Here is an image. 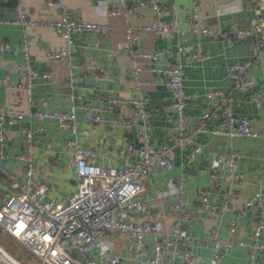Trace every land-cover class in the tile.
<instances>
[{"label":"built area","instance_id":"obj_1","mask_svg":"<svg viewBox=\"0 0 264 264\" xmlns=\"http://www.w3.org/2000/svg\"><path fill=\"white\" fill-rule=\"evenodd\" d=\"M48 5L58 8V15L49 20L54 30L60 35L61 43L56 47L45 48L48 58L64 61L66 66V83L75 87L79 76L76 67L87 70L94 79H110L108 65L97 61L86 53L84 60L77 63L71 57L73 32L82 30H98L103 23L75 17L70 14L64 0H45ZM117 5H107L102 9L105 14H122L124 18V40L119 45L129 59V75L132 81L134 95L109 96L101 103H87L80 92L73 94V102L66 109L37 108L33 114L38 119L54 118L61 129L67 130L66 145L70 154L66 162L75 167L76 188L65 199H57L49 193V180L39 176L31 154V137L35 130L43 127L37 123L34 127L24 130L25 147L18 152L22 163L20 171L10 170L4 165V145L6 135L4 122L6 118L20 119L23 110L15 105L0 102V228L11 237L22 243L32 257L31 264H104L102 259L114 263L117 258L109 253V245L104 241L106 231H123L127 234L126 248L129 259L140 264H200L201 258L195 249L198 234H191L185 222L195 216V209L186 203L184 185L185 176L179 175L174 181H169L166 189L161 192H171L175 195L167 203V209L173 218L168 230L162 228L159 220L148 215V200L142 196L144 179L154 166L170 170L173 166V146L187 148L186 157L192 160L203 151V146L194 139V131L201 129L203 119L217 115V109L222 115L220 127L215 131L228 135L243 134L264 136V125L254 127L248 117L236 115L228 102L232 98L230 91L220 88L207 89L204 93L210 106L204 109L192 126L184 110L189 94L183 85L184 71L181 62L160 63L158 59L164 49L141 48V32L161 34L165 31L179 30L174 4L171 3L172 14L169 18H148L140 25H134L126 19L128 11H138L144 7L152 10L160 9L159 0H117ZM257 4L261 0H254ZM1 8V4H0ZM189 29L194 34H206L212 37H227L229 35L247 36L251 39V50L254 60L264 75V17L257 14L249 25H232L222 28L217 25L204 24L200 14L199 0H191L185 10ZM38 20L29 16L23 0H16L13 13L0 15V24L31 25ZM177 51L184 53L191 44H175ZM19 51L22 58L11 60L1 74L0 83L11 85L25 91L29 102L33 103L32 81L39 75L30 59V44L24 34L20 44L12 45L6 38L0 37V50ZM198 57L206 58L208 51L197 47ZM137 56L148 60V68L160 73L170 91V108L173 117L170 142L154 143L149 135L146 110V94L142 84L146 79L140 75L144 66L138 62ZM249 60L233 61L228 66L233 85L241 91H252V97L257 105L264 101V92L255 89V78L247 74ZM15 74V76H12ZM46 75L47 72L41 73ZM42 105L46 104L41 99ZM129 107V113L121 108L115 114L111 112L115 106ZM78 108L84 109V117L94 124H108L128 127L135 123L138 145L128 143L126 149L135 148L138 157L134 161H124L119 165L102 164L94 157L96 149L82 144L77 136ZM133 115L135 119L130 117ZM241 156L239 149L231 147L228 151L215 152L209 164L208 173L211 189L217 191L225 176L233 177L237 169V161ZM3 175V177H1ZM264 178L258 175L254 189L248 195H242L231 184L226 185L219 201H212L209 193L201 189L198 200L206 205L211 213H224L236 206L250 210L251 232L248 237L232 236L236 229L234 217L226 218L227 233L221 235L217 222L209 227L207 237L211 240L210 264H223L222 256L231 246L242 245L247 250L246 264H263L260 249L264 241L259 239L264 230ZM240 203L236 204L235 200ZM130 213H140L138 219H132ZM152 236L146 244V236ZM95 252V253H94ZM94 253V254H93ZM9 254V253H7ZM15 264H24L13 257ZM0 264H11L0 256Z\"/></svg>","mask_w":264,"mask_h":264},{"label":"crops","instance_id":"obj_2","mask_svg":"<svg viewBox=\"0 0 264 264\" xmlns=\"http://www.w3.org/2000/svg\"><path fill=\"white\" fill-rule=\"evenodd\" d=\"M16 0L0 2V15L8 16L13 13ZM27 14L38 21L31 25L0 24V37L6 38L12 45L20 44L24 34L28 36L30 44V59L39 71L32 81L31 104L25 91L11 85L0 83V102L15 105L23 110L20 119L6 118L4 129L6 142L4 145V165L15 171H20L22 163L18 152L24 149L27 127H34L37 123L42 129L33 132L31 137V154L39 176L49 180V193L57 199H65L76 188L75 167L67 163L70 147L66 145L67 130L61 129L54 118L38 120L33 112L37 108L66 109L73 102V94L80 92L87 103H101L109 96H131L135 94L129 75V59L126 52L119 48L124 40L122 14H105L102 11L107 5H117V0H64L67 10L72 16L85 17L104 24L98 30H82L73 32L71 57L77 63L84 60L86 53L91 54L97 61L108 65L110 79H94L93 76L80 66L76 67L79 76L75 87L66 83V66L63 60L48 58L45 48L56 47L61 43L60 35L54 30L49 20L58 15V8L48 5L45 0H23ZM160 9L152 10L144 7L138 11H128L126 19L134 25H140L148 18H164L171 16L170 4L175 7V14L179 30L165 31L161 34L141 32V48L164 49L158 59L160 63L181 62L183 67V85L189 94L186 98L184 110L188 122L194 126L200 113L210 106L204 93L207 89L220 88L229 92L232 98L228 104L236 115L248 117L251 125H264V101L257 105L252 97V91H241L233 85L228 66L233 61L249 60L247 74L256 80L255 89L264 92V75L259 64L254 60L251 50V39L247 36L229 35L227 37H212L206 34H194L189 29L185 10L191 0H159ZM202 22L229 28L232 25H249L257 14L264 17V0L257 4L254 0H199ZM189 43L184 53L177 51L175 44ZM197 47L208 51L206 58L198 57ZM264 54V45L262 47ZM19 51L9 49L0 50V77L6 65L11 61L21 60ZM144 68L140 75L146 79L142 87L146 94L147 122L149 135L154 143L170 142L173 117L171 115L170 91L164 77L148 68V60L137 56ZM47 72L46 75L41 73ZM15 76V74H12ZM46 101L45 105L40 102ZM124 108L129 113V107L115 106L112 114ZM207 117L201 122V129L194 131V139L201 143L203 151L192 160L186 157L187 148L173 146V166L170 170L154 166L144 179L142 196L148 200V215L161 222L162 228L168 230L172 221V214L167 209V203L175 198L171 192H161L166 189L169 181H174L179 175L185 176L184 193L187 205L195 209V216L185 222L191 234H198L195 249L201 258L200 264H210L211 240L207 237L209 227L217 222L221 235L227 233L226 218L234 217L236 229L232 236L246 238L251 232L250 210L243 206L228 209L223 214L219 211L211 213L206 205L198 200L201 189L209 193L212 201H219L226 185L232 187L242 195H248L254 189L258 175L264 178V136H250L243 134L228 135L215 131L220 127L222 115ZM77 136L84 145L96 149L94 160L102 164L119 165L124 159L134 161L138 155L135 148L127 150L128 143L138 145L136 140V125L128 127L108 124H94L84 117V109L78 108ZM130 117H134L131 115ZM135 119V117L133 118ZM231 147L239 149L241 156L237 161V169L233 177L225 176L217 191L211 189L208 173L209 164L215 152L228 151ZM3 177V175H1ZM264 197V191H263ZM236 204L240 200H235ZM132 219H138L140 213H130ZM104 241L109 245V253L117 260L112 263L102 259L104 264H140L129 259L126 248L127 234L123 231H106ZM264 241V230L259 236ZM152 240L146 236V244ZM261 260L264 264V248L260 249ZM95 253V252H94ZM93 253V254H94ZM223 264H246L247 250L242 245H233L222 256ZM178 264V262H177Z\"/></svg>","mask_w":264,"mask_h":264},{"label":"rangeland","instance_id":"obj_3","mask_svg":"<svg viewBox=\"0 0 264 264\" xmlns=\"http://www.w3.org/2000/svg\"><path fill=\"white\" fill-rule=\"evenodd\" d=\"M0 246L10 255L19 259L24 264H31L32 257L24 245L13 237H11L6 231L0 228Z\"/></svg>","mask_w":264,"mask_h":264},{"label":"water","instance_id":"obj_4","mask_svg":"<svg viewBox=\"0 0 264 264\" xmlns=\"http://www.w3.org/2000/svg\"><path fill=\"white\" fill-rule=\"evenodd\" d=\"M0 256L5 259L7 262L11 264H15L14 259L11 257L10 254H7V252L0 246Z\"/></svg>","mask_w":264,"mask_h":264},{"label":"trees","instance_id":"obj_5","mask_svg":"<svg viewBox=\"0 0 264 264\" xmlns=\"http://www.w3.org/2000/svg\"><path fill=\"white\" fill-rule=\"evenodd\" d=\"M0 2H4V0H0Z\"/></svg>","mask_w":264,"mask_h":264}]
</instances>
